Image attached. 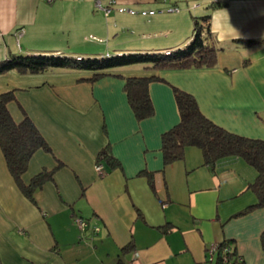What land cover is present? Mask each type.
I'll return each instance as SVG.
<instances>
[{
  "label": "crops",
  "instance_id": "obj_1",
  "mask_svg": "<svg viewBox=\"0 0 264 264\" xmlns=\"http://www.w3.org/2000/svg\"><path fill=\"white\" fill-rule=\"evenodd\" d=\"M117 1L106 16L95 0H0V61L164 51L194 34L197 16L167 11L181 1L192 10L190 0ZM204 15L211 16L217 65L154 71L163 80L150 84L155 112L143 120L125 91L126 77L152 73L142 66L93 81V72L71 67L0 74V94L15 91L8 104L14 120L30 117L51 148L34 154L23 182L54 171L33 201L0 147V264H216L211 248L224 240L234 242L235 264H264V207L235 216L257 203L249 188L256 169L235 157L213 170L196 147L164 163L162 135L180 121L174 87L191 93L216 124L264 140V0H228ZM103 149L120 165L103 159L98 171ZM142 171L154 174V187ZM75 215L88 220L84 231Z\"/></svg>",
  "mask_w": 264,
  "mask_h": 264
},
{
  "label": "trees",
  "instance_id": "obj_2",
  "mask_svg": "<svg viewBox=\"0 0 264 264\" xmlns=\"http://www.w3.org/2000/svg\"><path fill=\"white\" fill-rule=\"evenodd\" d=\"M228 0L211 2L212 8L225 6ZM201 18V19H200ZM210 15L194 17L193 36L183 46L154 52H128L112 56L84 58L54 53L12 54L0 61V74L10 70L39 73L48 69L76 68L93 72L89 80H97L114 68L143 65L151 74L126 77L125 91L134 114L138 120L151 117L154 104L150 96V84L163 79L154 73L158 70L212 68L217 65L219 48L210 41ZM250 40L249 42H251ZM174 95L180 112V121L162 135V151L165 165L183 160L188 147H196L202 151L204 165L213 170L216 164L226 158H241L253 166L258 175L249 186L256 196L257 203L244 209L235 216L247 214L264 207V140L249 138L216 124L200 109L196 98L189 92L174 87ZM15 91L0 94V147L6 158L10 172L13 174L23 192L35 201L34 194L48 180L54 177V171L44 170L37 174L29 184L23 182V175L28 170L34 154L51 148L35 125L33 120L25 116L16 122L10 113L8 104L15 100ZM107 159L111 166L120 165L117 159L103 149L97 163ZM154 187V174L142 171ZM264 249V232L261 235ZM233 241L224 240L217 244L216 264H235L239 255ZM130 246L124 248V251Z\"/></svg>",
  "mask_w": 264,
  "mask_h": 264
},
{
  "label": "built area",
  "instance_id": "obj_3",
  "mask_svg": "<svg viewBox=\"0 0 264 264\" xmlns=\"http://www.w3.org/2000/svg\"><path fill=\"white\" fill-rule=\"evenodd\" d=\"M49 3H53L55 2L56 0H47ZM167 2H171L173 0H165ZM219 0H211V2H217ZM108 5H105L104 3V0H95V5L97 7V9L101 10L104 12V14L106 16H109L111 11H112V6L113 5H116L117 4V0H108ZM200 7V3H193L191 5V8L192 9H196ZM120 12H129L131 14H137V11L133 10V9H128L126 7H120L118 8ZM167 11L168 12H180L181 11V8L179 7L178 4H173L171 5L170 7L167 8ZM143 15H146V14H153L155 13V11H142L141 12ZM79 59H81V57H79ZM97 170L98 171H102V165L98 164L97 165ZM74 221L75 223L77 224V226L79 227L80 230H85L86 227L88 226V220H86L85 218H83L82 216H79V215H75L74 216ZM217 250V245H215L213 248H211V255L212 257L214 256V253L216 252Z\"/></svg>",
  "mask_w": 264,
  "mask_h": 264
},
{
  "label": "rangeland",
  "instance_id": "obj_4",
  "mask_svg": "<svg viewBox=\"0 0 264 264\" xmlns=\"http://www.w3.org/2000/svg\"><path fill=\"white\" fill-rule=\"evenodd\" d=\"M161 1H165V0H161ZM165 3H170L165 1ZM193 3H200V8L199 9H190L189 8H185V3L184 2H180L179 6L182 9L181 13L183 14H187V16L192 20V15L197 16L198 18L201 17L202 15H204L207 11H209L211 9V6H208V2L207 0H190L188 2V4L191 6ZM180 13V12H177ZM201 19V18H200ZM137 66H142L143 65H137ZM76 69V68H75ZM78 71H82L84 72L85 70H81V69H76Z\"/></svg>",
  "mask_w": 264,
  "mask_h": 264
}]
</instances>
